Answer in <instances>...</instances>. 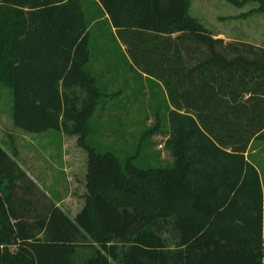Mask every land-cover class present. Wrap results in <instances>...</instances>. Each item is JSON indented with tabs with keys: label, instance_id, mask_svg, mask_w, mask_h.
<instances>
[{
	"label": "trees",
	"instance_id": "16d2710c",
	"mask_svg": "<svg viewBox=\"0 0 264 264\" xmlns=\"http://www.w3.org/2000/svg\"><path fill=\"white\" fill-rule=\"evenodd\" d=\"M191 2L0 0L14 125L79 134L88 156L72 216L0 144V264H264V188L249 157L264 142V46L218 36ZM120 50L164 88L157 127L167 119L171 164L92 139L115 94L98 69Z\"/></svg>",
	"mask_w": 264,
	"mask_h": 264
},
{
	"label": "rangeland",
	"instance_id": "374dc122",
	"mask_svg": "<svg viewBox=\"0 0 264 264\" xmlns=\"http://www.w3.org/2000/svg\"><path fill=\"white\" fill-rule=\"evenodd\" d=\"M259 5L260 0H192L189 11L213 32L264 46V11L258 10ZM109 63L104 69L102 65L98 74L115 94L104 95L105 102L97 107L93 141L122 158L140 147L155 164H171L173 158L165 141L167 119L157 127L161 103L164 114V88L126 66L121 50ZM12 101V89L0 84V144L10 151L15 146L18 160L45 193L75 216L85 203L88 161L87 150L78 143L79 134L24 131L13 123ZM249 157L259 167L264 186L263 141L254 142ZM82 258H77L78 264H83Z\"/></svg>",
	"mask_w": 264,
	"mask_h": 264
},
{
	"label": "crops",
	"instance_id": "0c3cea01",
	"mask_svg": "<svg viewBox=\"0 0 264 264\" xmlns=\"http://www.w3.org/2000/svg\"><path fill=\"white\" fill-rule=\"evenodd\" d=\"M216 33V32H215ZM216 34H218V36H222V37H224L225 38V40H232V39H230L229 37H226V35L224 34V33H222V32H218V33H216ZM12 104H13V101H12ZM11 115H12V109H11ZM263 188H264V186H263ZM264 260V259H263Z\"/></svg>",
	"mask_w": 264,
	"mask_h": 264
}]
</instances>
